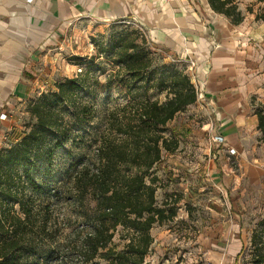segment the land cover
Here are the masks:
<instances>
[{
    "label": "rangeland",
    "instance_id": "1",
    "mask_svg": "<svg viewBox=\"0 0 264 264\" xmlns=\"http://www.w3.org/2000/svg\"><path fill=\"white\" fill-rule=\"evenodd\" d=\"M236 2L239 6L241 0ZM250 8L254 9V4ZM131 43L133 49L117 54L121 45ZM41 52L22 74L30 88L26 101L14 107L8 102L4 106L7 111L0 113V148L34 123L28 106L41 93L55 91L57 84L67 79L78 80L82 88L74 92L73 100L79 111L86 108L87 112H80L78 124L72 126L64 145L53 150L51 161L41 159L35 175L51 191L57 204L54 215L68 231L77 223V213L71 195L62 193L61 188L92 157L97 140L107 133L108 113L130 102H163L173 81L187 76L194 84L193 71L186 57L155 41L144 23L132 16L73 18L56 29ZM122 60L141 61L146 67L140 74L143 81L131 77ZM72 110L65 108L67 121ZM257 110L264 112L260 106ZM210 123V114L197 100L168 125L179 148L165 153L162 165L155 170L162 185L157 202L162 207L169 199L177 216L152 229L155 240L146 258L148 264H251L252 232L264 231V143L255 139L250 152L240 155L225 148V141L214 142L220 131L213 135ZM56 186L59 192H54ZM43 198L36 196L37 200ZM66 216L70 222L63 221ZM115 242L119 243L118 235ZM56 263V257L41 262ZM96 263L106 264L103 260Z\"/></svg>",
    "mask_w": 264,
    "mask_h": 264
},
{
    "label": "trees",
    "instance_id": "2",
    "mask_svg": "<svg viewBox=\"0 0 264 264\" xmlns=\"http://www.w3.org/2000/svg\"><path fill=\"white\" fill-rule=\"evenodd\" d=\"M208 2L232 24L244 20L236 0ZM258 2L262 5L256 20L264 21V0ZM248 10L252 12V8ZM133 48V43L121 45L117 54ZM121 63L131 77L143 81L140 74L146 67L141 61ZM181 78L173 81L163 102H130L108 113L107 133L97 140L92 157L61 188L62 193L71 195L77 213V223L68 231L54 215L57 204L51 191L35 175L41 159L51 161L53 150L64 145L81 113L87 112L86 108L79 111L73 100L82 85L77 79H67L28 106L34 123L0 149V264H41L49 257H56V264H97V260L148 264L146 258L154 243L152 229L177 216L169 199L162 207L157 202L162 185L155 170L162 165L165 153L179 148L168 125L198 100L190 78ZM66 107L73 108L68 121ZM256 114L264 143V113L257 110ZM56 188L54 192H59ZM38 195L46 198L37 200ZM64 218L71 221L70 216ZM117 235L119 243L115 242ZM250 256L251 264H264V231L253 230Z\"/></svg>",
    "mask_w": 264,
    "mask_h": 264
},
{
    "label": "crops",
    "instance_id": "3",
    "mask_svg": "<svg viewBox=\"0 0 264 264\" xmlns=\"http://www.w3.org/2000/svg\"><path fill=\"white\" fill-rule=\"evenodd\" d=\"M252 1L257 10L250 12ZM261 5L241 0L244 20L234 25L208 0H0V113L8 102L26 101L30 88L22 74L57 28L84 16H132L155 41L195 61L193 81L203 93L198 102L210 114L213 135L219 129L225 148L247 154L253 140L263 143L256 114L264 108V21L256 20Z\"/></svg>",
    "mask_w": 264,
    "mask_h": 264
},
{
    "label": "built area",
    "instance_id": "4",
    "mask_svg": "<svg viewBox=\"0 0 264 264\" xmlns=\"http://www.w3.org/2000/svg\"><path fill=\"white\" fill-rule=\"evenodd\" d=\"M190 63H191L192 69H193L195 67L196 63H195V61H192V60H190ZM196 89H197L198 100H200L203 97V93L200 90V88H198V86H196ZM214 142L223 143L224 139L221 136H217V137L214 138Z\"/></svg>",
    "mask_w": 264,
    "mask_h": 264
}]
</instances>
